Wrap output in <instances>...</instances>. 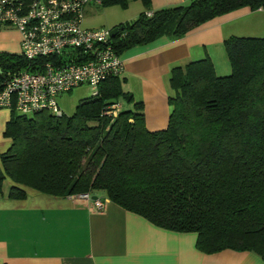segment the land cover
<instances>
[{
  "label": "trees",
  "instance_id": "16d2710c",
  "mask_svg": "<svg viewBox=\"0 0 264 264\" xmlns=\"http://www.w3.org/2000/svg\"><path fill=\"white\" fill-rule=\"evenodd\" d=\"M139 1L138 16L115 26L117 53L163 35L180 38L240 8L264 11V0H190L153 12L151 0ZM224 49L229 74L218 75L208 56L171 69L162 130L146 128L142 103L123 90L120 75L105 79L71 115L13 110L0 193L9 178L14 199L26 196L25 187L101 195L157 226L195 232L203 253L251 251L264 261V36H230ZM27 65L19 54L0 52V83ZM119 99L132 107L113 114Z\"/></svg>",
  "mask_w": 264,
  "mask_h": 264
},
{
  "label": "crops",
  "instance_id": "0c3cea01",
  "mask_svg": "<svg viewBox=\"0 0 264 264\" xmlns=\"http://www.w3.org/2000/svg\"><path fill=\"white\" fill-rule=\"evenodd\" d=\"M183 3L186 0L153 2L148 11ZM95 8L86 6L84 13ZM262 12L240 8L213 18L180 38L163 35L118 53L123 65L122 88L134 102L142 103L149 131L167 126L171 69L208 56L217 73L216 57L228 61L224 40L241 35V28L256 29V14ZM20 51L18 29L10 24L0 25V52L20 55ZM223 66L225 62L218 75L227 73L228 68ZM116 105V113L132 107L123 99ZM12 113L13 109L0 108V154L11 146L5 129ZM12 184L9 178L4 179L0 193V264H264L251 251L203 253L196 248L195 232L157 226L109 199L99 211L74 196H56L28 187L24 198L14 199L8 196Z\"/></svg>",
  "mask_w": 264,
  "mask_h": 264
},
{
  "label": "built area",
  "instance_id": "2783aa9c",
  "mask_svg": "<svg viewBox=\"0 0 264 264\" xmlns=\"http://www.w3.org/2000/svg\"><path fill=\"white\" fill-rule=\"evenodd\" d=\"M89 5L101 6L102 0H0V25L18 29L20 55L28 61L27 67L7 73L0 83V108L25 115H61L60 95L87 85L95 96L105 79L121 74L111 29L83 25ZM112 108L116 114L117 105ZM69 196L96 211L107 202L88 192Z\"/></svg>",
  "mask_w": 264,
  "mask_h": 264
},
{
  "label": "rangeland",
  "instance_id": "374dc122",
  "mask_svg": "<svg viewBox=\"0 0 264 264\" xmlns=\"http://www.w3.org/2000/svg\"><path fill=\"white\" fill-rule=\"evenodd\" d=\"M168 0H151V4L153 2L156 3H162L167 2ZM190 0H186L185 4H188ZM171 6V5H170ZM143 10V5L139 0L130 1L128 3L127 7H122L118 4H109L105 6H96L95 9L91 11H87L84 13V26L87 27H104L108 29H112L115 25L119 23L128 22L131 20H134L140 11ZM257 15V23H256V29L252 30L251 28H241L242 30L238 31V33H241V35H235V36H252V37H263L264 36V11L261 14ZM244 19L238 20L235 22V25L242 23ZM251 30V31H250ZM245 32V33H243ZM225 62L226 69L228 68L227 73H230V64L228 66V61L225 59H219L216 57L215 64L217 68V74L220 72L219 67L221 63ZM228 66V67H227ZM222 72V71H221ZM224 75V74H223ZM92 96V90L87 85H81L78 87L73 88L72 91L69 93H64L61 97H59L58 103L60 104V108L66 115H71L77 104L85 99H88ZM84 162V161H83ZM26 188V187H25Z\"/></svg>",
  "mask_w": 264,
  "mask_h": 264
},
{
  "label": "water",
  "instance_id": "95a60500",
  "mask_svg": "<svg viewBox=\"0 0 264 264\" xmlns=\"http://www.w3.org/2000/svg\"><path fill=\"white\" fill-rule=\"evenodd\" d=\"M119 32V28L118 27H113L111 29V36L114 37L117 33ZM97 195H93L92 198L95 199L97 198Z\"/></svg>",
  "mask_w": 264,
  "mask_h": 264
}]
</instances>
